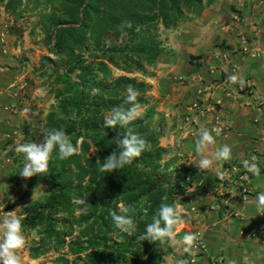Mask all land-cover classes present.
<instances>
[{
  "label": "trees",
  "instance_id": "obj_1",
  "mask_svg": "<svg viewBox=\"0 0 264 264\" xmlns=\"http://www.w3.org/2000/svg\"><path fill=\"white\" fill-rule=\"evenodd\" d=\"M22 1L0 0V6L15 18L36 11L35 23L54 56L42 55L37 68L54 101L41 124L29 125L23 137L39 143L43 129L63 128L74 145L80 142V154L65 160L54 150L46 176L20 177L23 154L13 157L15 166L6 176L12 184H24L15 201L30 197L38 186L44 190L21 206L23 231L36 234L28 256L51 250L57 254L52 264H161L162 242L138 237L165 202L162 197L177 204L201 174L183 160H164L170 151L159 143L162 124L147 102L150 86L129 74L150 75L146 68L171 52L159 32L198 15L210 0H26L21 9ZM129 85L139 91L144 108L129 127L146 140V149L123 169L102 173L97 158L102 163L116 148L115 139L126 134L120 125L104 127V118L115 106H130L124 103ZM78 199L86 204L75 203ZM121 203L135 209L130 214L137 229L131 236L119 233L109 215L119 212ZM85 207L87 214L81 212Z\"/></svg>",
  "mask_w": 264,
  "mask_h": 264
},
{
  "label": "crops",
  "instance_id": "obj_2",
  "mask_svg": "<svg viewBox=\"0 0 264 264\" xmlns=\"http://www.w3.org/2000/svg\"><path fill=\"white\" fill-rule=\"evenodd\" d=\"M187 21L190 31L183 38L177 34L175 44L165 43L171 52L147 75L164 146L201 174L176 204L182 221L176 226V241L188 232L199 233L205 247H195L192 255L182 246L175 259L188 264H264V214L253 203L264 191V0H210ZM232 74L244 79L243 88L228 82ZM180 77L184 80L173 86ZM201 126L221 129L219 135L212 133L216 145L210 151L231 146V160L221 165L223 180L194 163ZM253 156L260 176L247 173L244 179L242 161ZM168 264L174 263L169 259Z\"/></svg>",
  "mask_w": 264,
  "mask_h": 264
},
{
  "label": "clouds",
  "instance_id": "obj_3",
  "mask_svg": "<svg viewBox=\"0 0 264 264\" xmlns=\"http://www.w3.org/2000/svg\"><path fill=\"white\" fill-rule=\"evenodd\" d=\"M127 26H131L130 22ZM228 82L235 85L239 84L244 87L245 81L242 77L235 74L228 76ZM43 94V93H42ZM140 93L133 86L129 85L126 89L123 105L113 107L104 118V127H115L120 125L126 129L123 139H115L116 148L106 156L101 163L97 158L96 163L100 165L99 171L102 173L115 172L123 169L126 165L131 164L135 159L139 158L146 149V140L138 133L134 132L131 127L134 121L143 115V106L138 101ZM27 111V109L25 110ZM221 129L201 126L196 134L195 152L198 160L194 161L200 171L214 170L219 180L225 179L226 173L222 170V162L230 161L232 158V149L228 144L215 147L216 139L213 132L220 134ZM43 139L37 142L17 143L15 152L23 154L24 163L19 172V176L29 179L37 175H48L49 162L52 159L54 150H58V159L65 160L73 155L80 154L79 141L74 145L63 128L43 129ZM242 166L246 175L244 179H248L247 173H251L255 177L260 176V167L257 158L253 156L251 160L244 159ZM234 196L236 193H232ZM35 197L32 194V198ZM168 196L162 197V202L152 217V222L146 225L145 231L138 238L149 242H169L176 245L177 225L181 221V211L175 204L166 203ZM77 204L85 205L84 199L74 201ZM253 203L259 214H264V191L257 193ZM119 212L109 210V215L113 222V227L121 234L133 235L137 229V224L133 215L135 209L131 205L123 203L118 205ZM81 212L87 214V208L81 209ZM23 217L18 215L16 210L5 211L0 216V264H23L21 251L25 248L27 240L23 231ZM112 235H116L113 233ZM119 239H123L120 235ZM200 239L199 233L188 232L182 241L179 242L183 246V251L194 255L193 249L196 247V241ZM177 264H188L184 259H180ZM228 264H236L234 260H229Z\"/></svg>",
  "mask_w": 264,
  "mask_h": 264
},
{
  "label": "rangeland",
  "instance_id": "obj_4",
  "mask_svg": "<svg viewBox=\"0 0 264 264\" xmlns=\"http://www.w3.org/2000/svg\"><path fill=\"white\" fill-rule=\"evenodd\" d=\"M26 3L27 1L23 0L19 8L24 9ZM36 19V11L31 13L24 10L20 17L15 18L11 13L5 12L0 6V216L5 211L14 209L20 215L21 206L44 194L42 187L38 186L32 193L35 197L34 199H31V194L28 198L15 201L24 191V184H12L6 176L7 172L13 170V166H15L12 160L14 156L18 155L15 152L16 144L27 143L23 137L24 130L29 125L41 124L44 114L54 101L48 91V87L42 82L37 72L38 60L42 55H49L51 58H54V56L50 54L47 43L43 40V32L40 26L35 23ZM190 23L191 21L179 22L176 28L172 30L160 31L159 37L164 43L172 40L175 44L179 34L183 38V33L190 31ZM192 41L194 42L191 38L190 42ZM193 42L189 44H193ZM191 63L193 65L196 62L191 61ZM151 69H154V67L146 68L149 72H151ZM114 73L118 74L121 72L115 70ZM129 75L141 78L148 84L147 76L145 75H139V73H130ZM182 80H184L182 77L176 79L173 86L180 84ZM159 91H161V88ZM152 92L154 91L152 90L150 93L149 88L146 94L149 105L152 104L150 96ZM5 105H8L9 108L4 109ZM26 109L27 111H25ZM167 120L166 127L168 126L169 118ZM162 129L163 127L160 126L161 131ZM162 136H159V143L165 147L164 144L166 142L163 138L161 139ZM165 148L169 149L170 153L164 157V160L181 161L182 157L177 154L175 149L168 148L167 145ZM9 163L12 165L8 167L7 164ZM24 234L27 243L20 253L23 264H52L57 254L51 250L36 258L28 256V247L31 244V239L36 238V234L35 230L24 231ZM181 247L180 243L176 245H172L167 241L162 243L160 246L162 254L161 264H168L169 259L175 264L177 262L175 258L178 257Z\"/></svg>",
  "mask_w": 264,
  "mask_h": 264
},
{
  "label": "built area",
  "instance_id": "obj_5",
  "mask_svg": "<svg viewBox=\"0 0 264 264\" xmlns=\"http://www.w3.org/2000/svg\"><path fill=\"white\" fill-rule=\"evenodd\" d=\"M196 247L199 249V250H204V243L199 239L198 241H196Z\"/></svg>",
  "mask_w": 264,
  "mask_h": 264
}]
</instances>
